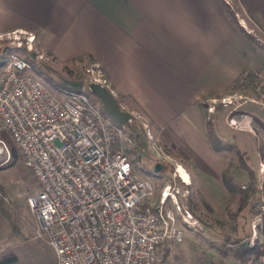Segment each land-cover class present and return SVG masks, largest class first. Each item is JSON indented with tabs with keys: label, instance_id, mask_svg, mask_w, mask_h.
Listing matches in <instances>:
<instances>
[{
	"label": "built area",
	"instance_id": "built-area-1",
	"mask_svg": "<svg viewBox=\"0 0 264 264\" xmlns=\"http://www.w3.org/2000/svg\"><path fill=\"white\" fill-rule=\"evenodd\" d=\"M20 35L31 49L34 35L26 30L0 33V39ZM31 69L25 55L7 52L0 67V119L37 183L26 198L34 234L52 247L56 264H158L166 247L183 240L182 226L197 222L188 206L187 169L176 162L161 184L139 176L129 155L141 146L139 130L103 115L83 86L53 89ZM87 71L103 75L96 63ZM241 82L250 97L234 90L218 99L223 104L250 99L264 107V67L246 68ZM251 121L250 113L229 118L240 128L252 129ZM146 148H140L143 157ZM2 156L0 165L11 150L0 137ZM260 165L264 171V159ZM257 208L253 232L263 222L264 202Z\"/></svg>",
	"mask_w": 264,
	"mask_h": 264
},
{
	"label": "crops",
	"instance_id": "crops-1",
	"mask_svg": "<svg viewBox=\"0 0 264 264\" xmlns=\"http://www.w3.org/2000/svg\"><path fill=\"white\" fill-rule=\"evenodd\" d=\"M224 1L0 0V33L30 32L35 50L56 65L98 64L121 107L144 116L169 154L184 145L178 157L192 180L203 159L216 178L224 163L207 136L205 101L237 89L245 68L264 67V49ZM250 114L254 125L264 121L261 105L251 103ZM25 240L26 263L56 264L44 238L32 231ZM15 255L9 264L21 262Z\"/></svg>",
	"mask_w": 264,
	"mask_h": 264
},
{
	"label": "rangeland",
	"instance_id": "rangeland-1",
	"mask_svg": "<svg viewBox=\"0 0 264 264\" xmlns=\"http://www.w3.org/2000/svg\"><path fill=\"white\" fill-rule=\"evenodd\" d=\"M225 1L228 2V7L233 10V17L244 29V32L250 34V37L264 49V0ZM8 38L10 41H0V55L6 56L7 52L11 50H15L21 55L31 54L43 66L32 64L31 73L48 87L55 89V83H61L68 88H73L71 85L78 84L84 87L88 80H98L104 84L103 75L100 78L99 75L87 71L91 65L90 62L74 61L69 65H56L51 58L46 59V55L37 52L34 46L29 49L25 35H20L21 39H17L15 36ZM18 41L21 42L19 46L16 44ZM6 43H10L12 47L5 51ZM243 72L241 80L238 81L239 87L235 90H244L250 97V88L245 89L241 85ZM232 91H229L228 94ZM93 102L98 108L101 107L98 100H93ZM251 103L254 104L250 99H244L239 104H223L220 99L205 101L204 116L207 122V136L212 145L217 147L218 159L224 163L223 172L220 176L212 178L209 171L211 172L213 164H209L204 159L200 162L202 165L205 163L203 167L197 164L196 167L200 171L195 173L193 180L190 178L191 195L195 211L204 223L197 218V222L190 230L182 226L183 235L187 236V239L167 247L169 256L164 264H260V261L264 260V255H261V259L253 260L249 253L246 256H250V259L246 263H242L241 258H238L235 252L238 243L233 241L235 236L244 234L245 237L249 236L248 243L262 242L264 245V221L259 224L255 232L252 231V224L255 222L258 210L257 204L264 202V171L260 170V163L264 159L260 153V150L264 149L262 148L264 146V128L261 123L259 125L252 124L253 116L252 129L232 126L229 123L230 116L239 119L243 114L250 113ZM103 115L106 116L104 112ZM127 122L135 124L136 129L142 133L140 135L141 146L136 145L139 150L132 148L129 151L135 171L139 176L161 184L170 176L176 162L181 163L188 171L189 168L178 157L183 153L184 145L182 143L173 149L171 155L165 146L157 140L158 136L154 134L144 116L133 113ZM130 129L134 128L130 127ZM146 129L151 137L148 136ZM3 130L0 119V137L4 138L8 145L14 146L12 141L7 138L8 133ZM145 134L143 140L142 136ZM146 147L153 149L157 156L153 153L149 155L151 149L148 150ZM14 148L18 154L17 160L11 158L0 165V186L5 195V201L2 202V207L0 206V260L6 259L12 254H22V260L18 264H31L26 263V259L23 258V255L25 256L23 249L27 244L25 239L30 237L32 231L34 232V222L26 198L35 192L37 183L31 170L23 163L18 150L15 146ZM140 148L147 149L144 150L147 152L145 157H143ZM240 154L247 159L254 173L258 174V188L261 189V185H263L261 192L255 197L256 211L254 212L238 210L241 200L240 186L245 184L242 182H246L249 178L248 170L237 166ZM259 155L261 160L257 159ZM3 158L4 156L0 160ZM156 163L159 164L158 170L154 168ZM228 179H232L234 182L233 187ZM201 256L203 263L200 261Z\"/></svg>",
	"mask_w": 264,
	"mask_h": 264
},
{
	"label": "trees",
	"instance_id": "trees-1",
	"mask_svg": "<svg viewBox=\"0 0 264 264\" xmlns=\"http://www.w3.org/2000/svg\"><path fill=\"white\" fill-rule=\"evenodd\" d=\"M227 14L232 20L236 21L235 18L233 17L234 16V12L229 7H227ZM2 40L10 41V39L8 37H6V36L0 39V41H2ZM4 47H5L4 49L6 51V50L11 49L12 45L10 43H6V45ZM25 57L28 58L31 61L32 64H34L36 66H39V67H43L42 64L40 62H38V60H36L31 54L25 53ZM4 58H5L4 54H1L0 55V67L4 63ZM60 84L61 83H55L54 84L55 88L64 86V85H62V84L60 85ZM85 92L90 96L92 101L93 100H97V98L93 94H91V93H89L87 91H85ZM242 110L244 111L246 109H242ZM249 112H250V110H249ZM253 119H258L257 115L254 114ZM259 121H260L262 127L264 128V121H261L260 119H259ZM124 126H127V127L130 126V127L134 128V129H136V125L135 124H131L130 122L125 123ZM7 138L10 139L9 135H8ZM9 146H10V150H11L10 159L13 158L14 160H17V158H18L17 151L15 150L14 146H11V145H9ZM262 148H264V146ZM260 153H261V157L264 158V149L262 151L260 150ZM237 166H240L242 168L247 169L248 173H249V178L245 182V188H242L240 186L241 200H240V204H239L238 210L239 211H241V210H243V211L245 210L246 211L247 210L248 212H252V211L254 212V211H256V208H255L256 207L255 197L257 196V194H259V192L262 189L263 185H261V189L258 188L257 176L254 173L253 169L250 167V164H248L247 159H245L244 156H242V154H240L238 156V164H237ZM228 180L230 181L229 183H230L231 187H233V185H235V184L232 181V179H228ZM189 187H190V194H189L188 206L190 207V209L192 210L194 215L198 218V220H200V222L204 223L203 219L195 211V208L193 206V201H192V195H191V184L189 185ZM238 189H239V187H238ZM0 193H1V204H0V206L2 207V202L5 201L4 200V196L5 195L2 192L1 186H0ZM254 208H255V210H254ZM263 221H264V217H263ZM187 229L190 230L191 228H187ZM248 237L249 236L245 237L244 234L240 235V236L237 235V236H235V238L233 240L234 242L238 243V246H237L235 252H236L237 257L241 258V262L242 263H246L247 260L250 259V256H246L249 253L251 254V257H252L253 260H256L257 258L261 259V255H264V245H263V243L262 242H260V243L256 242L255 244H253V242H252L250 244V243H248V239H249ZM183 239H187V236L183 235ZM168 256H169V249H167V247H166V249L164 251L163 258L158 264H164L167 261ZM16 259H17V256L15 254H12L9 257H7L6 259H1L0 260V264H9V263L14 262ZM200 261L203 263L202 256L200 257Z\"/></svg>",
	"mask_w": 264,
	"mask_h": 264
},
{
	"label": "water",
	"instance_id": "water-1",
	"mask_svg": "<svg viewBox=\"0 0 264 264\" xmlns=\"http://www.w3.org/2000/svg\"><path fill=\"white\" fill-rule=\"evenodd\" d=\"M74 89H80L81 84L76 86L71 85ZM84 89L93 94L101 105L104 113L112 119L117 125H124L131 117L130 112L123 109L111 90L98 80H88ZM158 165L155 164V170H158Z\"/></svg>",
	"mask_w": 264,
	"mask_h": 264
},
{
	"label": "bare ground",
	"instance_id": "bare-ground-1",
	"mask_svg": "<svg viewBox=\"0 0 264 264\" xmlns=\"http://www.w3.org/2000/svg\"><path fill=\"white\" fill-rule=\"evenodd\" d=\"M182 173H183V175H185L186 176V174H185V172L182 170Z\"/></svg>",
	"mask_w": 264,
	"mask_h": 264
}]
</instances>
